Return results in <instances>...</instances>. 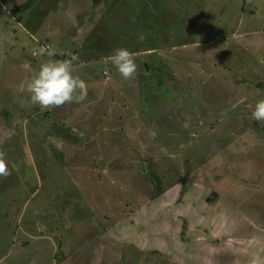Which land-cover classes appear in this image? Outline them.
I'll list each match as a JSON object with an SVG mask.
<instances>
[{"label":"rangeland","instance_id":"374dc122","mask_svg":"<svg viewBox=\"0 0 264 264\" xmlns=\"http://www.w3.org/2000/svg\"><path fill=\"white\" fill-rule=\"evenodd\" d=\"M56 1L38 43L99 60L74 62L88 80L84 102L46 110L30 93L10 96L23 78L1 70L0 150L11 172L0 177L2 264H79L77 241L93 264L138 252L148 262L131 263L264 258V121L251 117L264 98V0ZM88 3L106 15L91 22ZM24 40L25 61L34 48ZM118 47L135 56L133 80L102 60ZM25 221L34 237L20 252Z\"/></svg>","mask_w":264,"mask_h":264},{"label":"crops","instance_id":"0c3cea01","mask_svg":"<svg viewBox=\"0 0 264 264\" xmlns=\"http://www.w3.org/2000/svg\"><path fill=\"white\" fill-rule=\"evenodd\" d=\"M27 2V0H0V73L1 70L3 69L4 66L8 65L12 68H17L18 71L15 69V75H19L23 78V83H26L29 79V74L33 75L35 72V67L37 65L40 66V62H43L42 60H45V58H38L40 55L37 56H33L32 58H35V60H29V56L33 55L32 53L34 52V49H38L41 48L43 45H41L40 43H38L36 37H34V31L37 32V28L38 26L43 22V19L46 18L49 14H50V10L51 7L53 5V2L56 3V0H32L30 6L24 10H17V8H19L20 6H22L23 4H25ZM101 3V2H99ZM194 3H197L194 2ZM198 4V3H197ZM88 6L90 8V14H89V20L92 22H95V19L99 20L101 18V14H105L107 10L105 9L103 13L101 12H97L100 9V4L99 6H97L96 8H92V6H90V4L88 3ZM15 13H19L20 18H17L15 23L14 21L11 19L12 15ZM100 14V15H99ZM99 17V18H98ZM41 18V19H40ZM40 19V20H39ZM38 21V23L36 24V22ZM45 25V24H44ZM42 25V26H44ZM31 30V31H29ZM24 34H27L29 36V38H31L33 43H36L37 45L34 46L33 43L32 46L34 49L31 50V55H27L28 56V60H19V58L23 55V51L21 48L25 46V49L27 48L28 50V46H27V41L24 40ZM37 34V33H35ZM41 37V36H40ZM44 38H47L46 35H43ZM213 40H209V41H204L205 43H211ZM204 43V44H205ZM196 44V43H195ZM84 45V44H83ZM41 46V47H40ZM10 48L13 49L10 53ZM21 50V51H20ZM26 50V51H27ZM151 51V49H150ZM81 51H75L74 56H77L79 58ZM89 56H87V58H79V67L81 66H89L90 62H92L93 60H99V57H96L95 55L92 56V52H88ZM47 59V58H46ZM102 60H107V53L105 52V54L102 56ZM78 61V60H77ZM13 63L15 65H13ZM84 64V65H81ZM39 68V67H38ZM37 68V69H38ZM84 70V72L86 74H91L92 72H90V69H84L81 68L79 71ZM37 71V70H36ZM85 74V75H86ZM84 75V76H85ZM86 81L88 82V80L86 79ZM21 85L16 87V89L14 90V87L11 88V86H8L7 89H12V90H7L8 93L10 94V96H13V98H15V95L13 93V91H17V89L20 91V93L23 94H28V92L26 90L22 91L21 90ZM13 93V94H12ZM20 97V96H17ZM25 224H27L26 226L28 227V231L25 232L24 229L23 230V234L25 236V239L23 240V242L17 241V247L19 249L20 252H24L26 251L24 248L27 247L30 242L28 239H31L34 237V227L35 225L32 222L29 221H25ZM31 225V226H30ZM44 230V229H43ZM39 232H42L41 230L38 229ZM75 234L74 229H72L71 231V238L72 236ZM80 236H76L77 238L81 239L84 238V236H87L85 233H80ZM132 238L133 240L136 237ZM26 237L28 239H26ZM83 240V239H81ZM131 240V241H133ZM142 240V239H140ZM26 241L29 242L26 243ZM91 245H89V248L87 249V251L89 252L88 255H92L93 251H94V247H96V243H90ZM74 248L77 247V250L74 254L73 257H75V263H79V264H93L91 263L92 260H94L92 257H86L84 256L85 254L82 253L84 252V248L85 247H80L79 246V242L77 241L74 244ZM79 246V247H78ZM143 246H138V248H136V252L142 250ZM52 249V252H49L50 255L51 253H54V251H56L57 247H54L51 245L50 247ZM82 249L81 252H79ZM133 249L135 250V247H133ZM145 250V249H144ZM84 254V255H83ZM6 255V254H5ZM5 255H3L2 257H0V264H2L3 261L7 260L5 259ZM49 255V257H50ZM55 257V255H54ZM130 258L126 257V254H123L120 259L121 261L118 262L117 264H134L131 263L133 260L135 261V257H140V259L145 260L147 258L146 255H142V253L138 252L137 256H128ZM27 258H16V260H18V262L16 264H20V262H22V260H26ZM65 261L69 260L68 258H63ZM72 259V258H71ZM145 262H148L147 260H145ZM108 263H112L111 260L108 261ZM69 264H74V262H70Z\"/></svg>","mask_w":264,"mask_h":264},{"label":"clouds","instance_id":"9594fccd","mask_svg":"<svg viewBox=\"0 0 264 264\" xmlns=\"http://www.w3.org/2000/svg\"><path fill=\"white\" fill-rule=\"evenodd\" d=\"M145 35L139 33L137 40L143 43ZM34 54L53 57L55 49L51 46L34 49ZM115 66L120 76L125 80H133L137 76V64L134 54L126 47H118L107 57ZM78 57L66 59H48L40 64L39 69L30 79L21 85L31 95V103L39 105L41 109L62 107L65 104L82 103L88 97V84L77 72L75 61ZM251 117L257 121H264V98L259 99L254 106ZM11 174L6 153L0 150V177ZM247 264H264V258L254 254Z\"/></svg>","mask_w":264,"mask_h":264},{"label":"trees","instance_id":"16d2710c","mask_svg":"<svg viewBox=\"0 0 264 264\" xmlns=\"http://www.w3.org/2000/svg\"><path fill=\"white\" fill-rule=\"evenodd\" d=\"M31 2H32V0H27V2L25 4H23L22 6H20L19 8H17V10L21 11V10L28 8L30 6ZM54 56L58 59H65L64 57L58 56L56 54Z\"/></svg>","mask_w":264,"mask_h":264},{"label":"built area","instance_id":"2783aa9c","mask_svg":"<svg viewBox=\"0 0 264 264\" xmlns=\"http://www.w3.org/2000/svg\"><path fill=\"white\" fill-rule=\"evenodd\" d=\"M46 46H49L48 44H45V45H43L42 47H46Z\"/></svg>","mask_w":264,"mask_h":264}]
</instances>
